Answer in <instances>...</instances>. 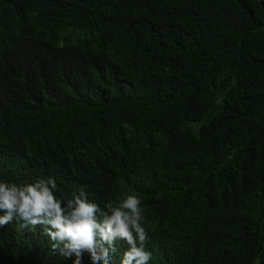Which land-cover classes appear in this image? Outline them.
I'll return each mask as SVG.
<instances>
[{"label":"trees","instance_id":"1","mask_svg":"<svg viewBox=\"0 0 264 264\" xmlns=\"http://www.w3.org/2000/svg\"><path fill=\"white\" fill-rule=\"evenodd\" d=\"M142 144L155 191L235 213L219 229L184 209L163 233L208 257L181 246L167 264H264V0H0V182L62 160L102 204L130 192L122 170Z\"/></svg>","mask_w":264,"mask_h":264},{"label":"clouds","instance_id":"2","mask_svg":"<svg viewBox=\"0 0 264 264\" xmlns=\"http://www.w3.org/2000/svg\"><path fill=\"white\" fill-rule=\"evenodd\" d=\"M96 30H91V37L99 36L101 30ZM125 44L126 39L118 42L117 47L122 50ZM143 52L141 46L134 55L142 57ZM93 53L97 55L99 52ZM56 61L57 55L48 72L28 79L44 80L55 67ZM17 77L23 78L22 71ZM58 89L65 95L71 86ZM150 150L142 144L122 170V177L128 183L130 192L113 196L97 193L102 204L92 198L93 193L83 192L77 186V176L62 160L55 161L34 183L18 186L0 182V235L10 241L8 245L0 247L1 262L167 264L165 256L181 246L191 257L207 258L208 255L199 252L203 241L185 239L182 244L163 233L164 228L177 222L179 214L188 208L177 194L153 189L160 173L154 171L146 160ZM136 180H141L142 185L133 186ZM57 185L63 190L62 199L56 193ZM221 207L219 203L213 208L202 202L198 211H203L220 229L222 224L235 218L234 213L229 221H221ZM7 228L9 231H3ZM181 228H184V224ZM232 240L230 238L227 241ZM166 241H175V244L164 250L162 246ZM240 264L254 263L248 254L242 252Z\"/></svg>","mask_w":264,"mask_h":264}]
</instances>
